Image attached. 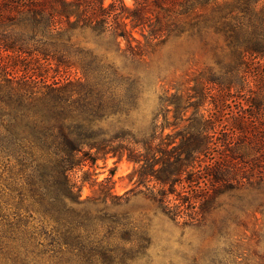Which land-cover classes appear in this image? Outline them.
<instances>
[{
    "label": "trees",
    "instance_id": "trees-1",
    "mask_svg": "<svg viewBox=\"0 0 264 264\" xmlns=\"http://www.w3.org/2000/svg\"><path fill=\"white\" fill-rule=\"evenodd\" d=\"M209 26L223 36L226 58L196 76L191 87L161 95L148 134L124 126L109 133L101 126L130 112L137 85L99 57L88 37H111L117 48L123 40V52L142 59L134 32L164 42ZM38 68L56 74L74 68L80 77L59 79L36 73ZM107 156L133 162L136 187L185 224L202 218L221 195L260 189L264 0H133L132 6L123 0H0V199L18 216L0 221V257L11 253L6 258L13 264H28L43 254L36 233L14 226L25 210L48 221L50 229L38 233L50 237L57 261L111 259L102 250L107 236L98 237L99 226L122 223L92 216L81 199L87 179L71 176ZM93 182L105 205L99 212L109 199L118 205L134 194V188L115 194L111 177Z\"/></svg>",
    "mask_w": 264,
    "mask_h": 264
},
{
    "label": "rangeland",
    "instance_id": "rangeland-1",
    "mask_svg": "<svg viewBox=\"0 0 264 264\" xmlns=\"http://www.w3.org/2000/svg\"><path fill=\"white\" fill-rule=\"evenodd\" d=\"M109 1L105 0V3ZM123 1L128 6L133 5V0ZM134 34L141 41L142 59L128 57L123 52L125 42L121 40L120 48H117L111 37H88V46L119 72L135 78L137 85V98L130 112L110 116L101 121V126L109 133L124 126L142 136L150 132L152 118L160 109L159 97L166 92H175L177 87L183 90L191 87L196 76L206 73L210 66L218 67L217 61L226 58L227 50L223 36L211 26L193 37L169 38L164 42L146 41L138 32ZM46 72L59 79L80 77L74 68H60L57 74L52 69L38 68L36 71L40 74ZM168 116L172 120V113ZM171 130L167 128L165 131ZM134 166L125 157L119 160L107 156L71 173L76 181L82 177L87 179L81 199L87 200L83 206L92 216L110 215L114 221L122 223L99 226L98 237L107 236L103 239L102 250L108 252L111 259L90 264H264V185L260 189L245 187L221 195L202 218L185 224V218L173 220L164 214L148 190L136 187L135 178H130ZM106 177L114 181L115 194L121 195L131 188H134V194L118 205H113L109 199L107 210L99 212L105 205L101 201V187L93 181L101 182ZM4 200L0 199V221L15 222L18 218L16 211ZM18 213L22 220L14 225H18L16 229L36 233L37 241L42 244L37 248L43 254L37 262L28 264H66L52 257V246L48 244L50 237L38 233L50 229L48 221L25 210ZM26 245L31 250L30 242ZM6 257H0V264H13Z\"/></svg>",
    "mask_w": 264,
    "mask_h": 264
}]
</instances>
